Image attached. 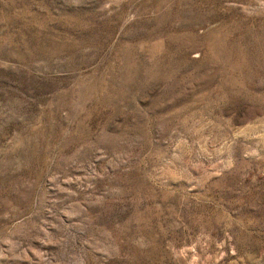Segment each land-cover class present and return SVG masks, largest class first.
Here are the masks:
<instances>
[{
	"label": "rangeland",
	"instance_id": "obj_1",
	"mask_svg": "<svg viewBox=\"0 0 264 264\" xmlns=\"http://www.w3.org/2000/svg\"><path fill=\"white\" fill-rule=\"evenodd\" d=\"M0 264H264V0H0Z\"/></svg>",
	"mask_w": 264,
	"mask_h": 264
}]
</instances>
